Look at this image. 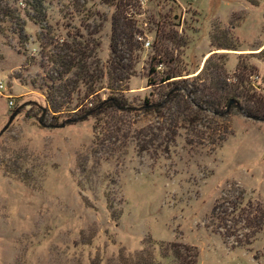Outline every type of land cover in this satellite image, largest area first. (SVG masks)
I'll list each match as a JSON object with an SVG mask.
<instances>
[{"label": "rangeland", "instance_id": "obj_1", "mask_svg": "<svg viewBox=\"0 0 264 264\" xmlns=\"http://www.w3.org/2000/svg\"><path fill=\"white\" fill-rule=\"evenodd\" d=\"M68 2L0 0V264L168 262L166 242L190 246L195 264H264V226L234 244L208 225L227 191L264 208V120L191 101L195 87L214 92L207 71L193 78L211 54L218 79L253 65L264 97V0ZM115 17L134 34L113 58ZM108 90L159 108L64 121Z\"/></svg>", "mask_w": 264, "mask_h": 264}, {"label": "trees", "instance_id": "obj_2", "mask_svg": "<svg viewBox=\"0 0 264 264\" xmlns=\"http://www.w3.org/2000/svg\"><path fill=\"white\" fill-rule=\"evenodd\" d=\"M28 7L36 10L40 6L41 0H21ZM254 4L255 0H247ZM78 0H69L70 6H77ZM3 8V12L6 14V5H0ZM112 34H111V50L117 55V43L115 41L122 38L127 45L132 43V37L134 32L132 31L129 24H125L118 17L112 20ZM115 42V44H114ZM216 48H232L228 43H216ZM262 49L259 50L261 52ZM222 53L218 54L220 57ZM251 55V54H248ZM211 55H208L204 60V63L193 78H199L201 72L207 71L209 76L210 85H205L206 88H211L214 92L210 93L211 97L207 96L201 90L202 88L195 87L192 89V103L200 108V103H204L205 108L217 111L218 106L223 103L225 106L228 101L232 99L229 106L234 105L241 113L246 116L253 117L256 119L264 120V97L260 94L259 89H255L248 79L249 75H257L253 65L248 63L237 62V66L231 74L232 79L226 75L223 78L218 79L214 74L218 73V70H222V62L215 63V67L208 66L210 63ZM152 68V67H151ZM210 70L208 71V69ZM152 70V69H151ZM172 73H166L161 80H168L169 77L173 76ZM147 84L155 81L147 79ZM261 81L264 84V75L261 76ZM106 87H109L108 85ZM177 88V87H173ZM204 90V89H203ZM208 94V93H207ZM244 100V102H242ZM246 100L248 101L246 103ZM249 100L251 103H249ZM107 106H116L124 110H138V109H152L158 110V102H149L147 99L142 101L140 105L127 104L124 100L118 97L113 91L108 90V93L101 99H99L91 108L77 115L73 118L64 119V121L80 120L85 118L88 114L99 112L102 108ZM41 119L42 116H38ZM208 225L211 226L213 231L219 233L221 237H234V244L245 243L250 237L263 228L264 226V208L261 203L249 196L244 195V190L238 188L234 191H227L222 193L212 204L208 213ZM243 231V232H241ZM239 234L244 238L241 239ZM160 255L163 257L169 256V261L164 262L159 259H155L149 252L145 251V254L137 256L134 260H124L125 263L129 264H195L196 252L191 249L188 245H173L171 242L160 243Z\"/></svg>", "mask_w": 264, "mask_h": 264}, {"label": "water", "instance_id": "obj_3", "mask_svg": "<svg viewBox=\"0 0 264 264\" xmlns=\"http://www.w3.org/2000/svg\"><path fill=\"white\" fill-rule=\"evenodd\" d=\"M231 102H232V99H230V100L228 101L225 110L229 107V105L231 104ZM11 117H12V116L10 115L9 120L11 119Z\"/></svg>", "mask_w": 264, "mask_h": 264}, {"label": "built area", "instance_id": "obj_4", "mask_svg": "<svg viewBox=\"0 0 264 264\" xmlns=\"http://www.w3.org/2000/svg\"><path fill=\"white\" fill-rule=\"evenodd\" d=\"M1 87H2V84H1V82H0V89H1ZM7 96H9V94H8ZM9 102H10V101H9Z\"/></svg>", "mask_w": 264, "mask_h": 264}]
</instances>
